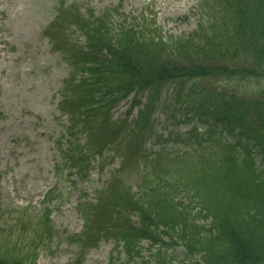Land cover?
Returning <instances> with one entry per match:
<instances>
[{
	"label": "rangeland",
	"instance_id": "1",
	"mask_svg": "<svg viewBox=\"0 0 264 264\" xmlns=\"http://www.w3.org/2000/svg\"><path fill=\"white\" fill-rule=\"evenodd\" d=\"M234 5L233 0H0L2 264H127L124 247L116 248L115 242L119 224H126L123 196L139 190L145 161L158 149L172 154L186 150L170 140V133H185L196 122L177 124L179 83L172 82L151 97L148 92L132 93L117 103L108 119L102 117L96 144L93 133L81 126L70 136V117L60 103L70 91L67 86L78 56L71 64L53 46V37L47 34L53 21L61 16L66 27L73 17L89 20L107 13L101 21H106L114 40L122 29L133 28L146 39L157 33L165 43L190 37L197 44L204 32L211 33V25L231 26L226 6ZM68 30L72 46L62 45L82 50L86 43L82 31L76 25ZM207 82L233 92L263 87L258 80ZM70 139L85 148L82 167L88 173L63 162L59 147L68 149ZM256 162L261 164L259 156ZM178 200L188 205L190 195L182 188ZM192 206V215H197L199 206ZM130 218L137 221L135 215ZM199 223L210 225L203 217ZM174 241L168 252L176 256V264L186 252ZM140 247V256L130 264H156L152 253L158 246L150 251V242L143 240Z\"/></svg>",
	"mask_w": 264,
	"mask_h": 264
},
{
	"label": "trees",
	"instance_id": "2",
	"mask_svg": "<svg viewBox=\"0 0 264 264\" xmlns=\"http://www.w3.org/2000/svg\"><path fill=\"white\" fill-rule=\"evenodd\" d=\"M233 1L232 8L226 6L231 26L211 25V33L204 32L197 44L190 37L165 43L157 33L146 39L133 28L122 29L114 40L101 21L107 13L89 20L73 17L67 28L59 16L47 31L71 64L79 58L70 91L60 103L70 117V136L81 126L93 133L96 144L102 117L108 119L117 103L132 93L151 97L172 82L179 83L176 101L184 117L177 124L204 122L185 133L171 132L170 140L186 150L172 154L158 149L145 161L139 190L124 194L126 224H119L116 245L124 247L127 264L140 256L143 240L150 242V251L158 246L152 253L156 264H175L176 256L168 252L174 240L186 252L176 264H264V0ZM72 25L86 38L82 50H69ZM192 54L199 56L197 61ZM216 78L258 80L263 87L233 92L207 82ZM73 143L70 139L68 149L59 147L63 162L88 173L82 167L85 148ZM182 188L190 195L188 205L178 200ZM193 203L199 206L197 215H192ZM200 217L210 221L208 228L200 225Z\"/></svg>",
	"mask_w": 264,
	"mask_h": 264
}]
</instances>
